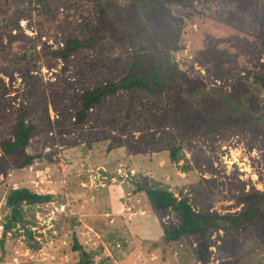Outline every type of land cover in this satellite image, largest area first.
<instances>
[{
  "label": "rangeland",
  "instance_id": "obj_1",
  "mask_svg": "<svg viewBox=\"0 0 264 264\" xmlns=\"http://www.w3.org/2000/svg\"><path fill=\"white\" fill-rule=\"evenodd\" d=\"M241 1L232 0L238 5ZM247 1L250 4L246 2L240 12L238 5L230 7L225 0H193L185 7L167 4L171 16L182 18V48L173 51L169 41L174 24L167 16L144 7L148 0H0V142L12 137L23 105L30 110L28 120L40 130L28 148L40 155L34 164L0 173L1 264H77L81 254L73 250L76 241L94 254V264L198 263L194 244L187 239L173 244L163 240L147 195L137 188L140 176L150 175L169 184L176 195L185 187L197 208L209 203L213 211L236 214L243 209L236 203L241 195L253 188L264 189V125L255 126L257 134L250 130L230 135L220 129L210 135H195L181 123L186 114L175 105L179 101L171 107L174 94L166 93L154 102L144 100L146 111L124 132L120 129L124 120L112 104L126 103L128 95L111 99L98 110L102 116L99 122L55 128L58 116L53 104L67 103L82 90L118 80L129 69L130 51L144 45L108 33L93 47L78 50L68 70L50 53L62 47L69 36L84 39L104 28L100 4L110 10L111 3L116 19L127 21L136 31L143 27L147 47L168 48L180 70L190 77L204 76L206 91L191 97L190 107L207 108L206 115L225 112L220 100L230 97L242 81L247 97L253 94L258 101L256 109L249 105L246 109L264 120V87L254 79L264 53L261 39L255 31L247 30L244 16L246 8H259L264 0ZM132 3L137 9L129 20L127 8ZM152 13H157L159 26ZM112 20L108 21H116ZM247 71L253 72L249 78ZM246 100L238 107H244ZM46 109L48 120L41 118ZM117 136L122 137L124 147L109 152V139ZM89 140L97 141L92 148L86 145ZM180 143L193 165L191 176L180 166H165L164 153ZM185 175L188 184L182 183ZM21 186L53 198L25 205L23 220L4 234L10 214L5 196L11 188ZM219 235L224 232L213 233L216 243L210 247L209 264L227 259L225 252L218 250ZM239 238L245 251L239 264H264V244L257 230L252 227Z\"/></svg>",
  "mask_w": 264,
  "mask_h": 264
},
{
  "label": "trees",
  "instance_id": "obj_2",
  "mask_svg": "<svg viewBox=\"0 0 264 264\" xmlns=\"http://www.w3.org/2000/svg\"><path fill=\"white\" fill-rule=\"evenodd\" d=\"M191 1L193 0H148L149 3L144 4V7L147 5L154 12L167 16L172 24H174V36L170 37L169 41L173 51H178L182 48L180 44V37L183 32L182 18L171 16L167 4L185 7ZM225 2L230 7L238 5L232 2V0H225ZM246 2L248 1L242 0L240 2V5H238L239 12L245 7ZM249 4L250 2H248ZM100 5L101 21L104 24V28L98 29L96 32H90V36L84 39L69 36L64 41L62 47L51 51L50 54L54 60L61 61L64 69L68 70L78 50L93 47L94 43L106 37L108 33H111L115 38L129 37L139 40L144 46L130 51L131 61L129 69L124 71L118 80L82 90L74 94L67 103L62 101L59 104H53L52 108L58 116L54 120L53 126L55 128L76 125L83 127L87 126L91 121L99 122L102 116L98 110L105 107L106 103L111 99H118L128 95L126 103L119 105L118 102H114L112 104L116 112L118 111L116 115L121 116L124 120L120 126L121 132H124L131 121L141 118L143 110L146 111L147 108L144 100L154 102V99L166 93L174 94L169 102L171 107L179 101L175 105L181 107L183 115L186 114L181 123H186L189 126L188 129H192L195 135H210L220 129H223L230 135L246 133L250 130H253L257 134L258 129L255 126H258L257 124L264 125V120L261 116L252 115L246 109L248 105L256 109L258 101L252 93L249 98L247 97L248 89L242 81H238L236 86H234V92L229 95L230 97L220 100L221 108L225 112L206 115L204 112H206L207 108L203 111L197 107H190V102H192L190 98L197 96L196 94L201 95L202 92L206 91L207 85L204 81V76L190 77L178 68L174 59H172L171 50L166 47L157 49L154 45H150V47L145 45L142 26H139L138 31L131 26L130 29L126 23L127 21L116 19L111 3L109 5L110 10L108 7H104L103 3ZM254 6L252 5L250 9L246 8L247 11L244 15L247 20L246 28L247 30L255 31L261 39L263 48L261 53H264V5H260L259 8ZM135 9H137V5L134 3L128 6L129 20L131 12ZM249 10L250 12H248ZM157 13L150 14V16L152 15V19L156 17ZM108 20L116 21L111 24ZM131 20L137 21L134 18ZM156 20L157 17L153 21ZM157 24L158 22L156 21L155 25L159 26ZM167 35H170V30L167 32ZM258 66L259 71L258 73H254V79L259 85L264 87V60ZM88 69L90 70L91 68ZM251 73L253 72L247 71L246 77L249 78ZM245 97L247 100L243 103L244 107H238V104L242 103ZM35 107L39 108L38 105ZM236 111H239V113L236 114ZM166 112L170 115L169 110H166ZM227 112L229 113L226 114ZM29 115L30 110L23 105L17 116L16 123L12 127V137L0 142L2 151V155L0 156V173L9 170L25 169L34 164L40 157V155L31 153L28 150L31 140L40 131L37 124L31 123L28 120ZM42 117L47 120L50 119L48 109H46ZM162 118L165 119L166 116L163 115ZM121 139L122 137L120 136L113 137L109 139L110 141L107 139L109 141L107 150L111 152L114 148L124 147L123 140ZM96 142L89 140L86 145L92 148ZM185 149L184 143L174 145L164 153V163L167 167L173 165L180 166L188 176H191V173L194 174L193 165L186 155ZM181 161H183L182 164H180ZM111 177L108 176V178ZM140 178L141 182L139 181L140 183H138L137 188L146 193L151 212L162 228L163 240L169 244H173L181 243L187 239L192 245L194 244L193 250L198 261L197 264H209L212 256L210 247L216 243L212 236L214 232L220 230L224 232V236L219 235L221 243L218 245V250L225 252L227 255V259L220 264H239L240 259L245 254L239 238V234L243 231L254 227L264 244V189L253 188L251 193L241 195L236 203L242 204L243 209L238 213L222 214L211 210L209 203L206 206L197 208L199 206L192 201L190 194L185 191V187L178 189L179 195H176V192L167 183L164 184L150 175L143 174ZM181 180L182 183L186 181L188 184L186 175L185 177H181ZM52 198V194L37 193L32 188L26 186L11 188L5 196V205L10 214L7 220H5L4 234L10 231L14 227V224L23 220L25 205L34 206L47 203ZM73 250L79 251L81 254L77 264H94V254L87 251L80 241L75 242Z\"/></svg>",
  "mask_w": 264,
  "mask_h": 264
},
{
  "label": "crops",
  "instance_id": "obj_3",
  "mask_svg": "<svg viewBox=\"0 0 264 264\" xmlns=\"http://www.w3.org/2000/svg\"><path fill=\"white\" fill-rule=\"evenodd\" d=\"M149 162L150 163H153L154 162V160H153V158L151 157V155H150V157H149ZM106 170V169H105ZM103 186H104V183H103ZM150 210H151V208H150Z\"/></svg>",
  "mask_w": 264,
  "mask_h": 264
},
{
  "label": "built area",
  "instance_id": "obj_4",
  "mask_svg": "<svg viewBox=\"0 0 264 264\" xmlns=\"http://www.w3.org/2000/svg\"><path fill=\"white\" fill-rule=\"evenodd\" d=\"M1 264V263H0Z\"/></svg>",
  "mask_w": 264,
  "mask_h": 264
}]
</instances>
